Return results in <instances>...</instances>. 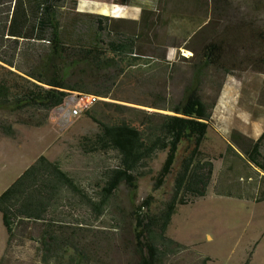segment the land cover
Masks as SVG:
<instances>
[{"label":"trees","instance_id":"trees-1","mask_svg":"<svg viewBox=\"0 0 264 264\" xmlns=\"http://www.w3.org/2000/svg\"><path fill=\"white\" fill-rule=\"evenodd\" d=\"M114 2L124 8L131 0ZM105 9V4L85 0H0V115L40 128L72 92L117 101L111 88L120 78L155 89L152 102L144 105L155 111L102 101L101 112L89 116L97 131L81 137L79 150L108 161L89 188L59 161L40 158L1 193L0 215L10 238L0 264H8L6 254L18 238L35 240L26 228L14 234L19 221L20 226L40 227L37 253L43 264H109L112 242L103 227L132 233L133 264H174L172 259L185 252L194 257L192 264H206V258L166 236L165 230L175 205L204 198L213 179L214 160L201 150L213 113L201 93L209 70L227 71L223 42H210L187 59L190 80L175 99L156 91L169 65L154 60L150 25L136 35L112 32ZM258 35L264 50V31ZM148 45L146 54L143 48ZM145 73L152 76L142 78ZM79 77L83 83L76 82ZM85 81L110 87L92 92ZM0 136H17L7 118L0 119ZM161 154L165 157L154 177L152 165ZM218 158L222 167L216 195L264 202V133L253 140L238 132ZM169 176V201L156 205L154 195L148 194L135 202L140 179L153 178L155 192ZM122 188L129 193L131 209L116 217L113 202Z\"/></svg>","mask_w":264,"mask_h":264},{"label":"rangeland","instance_id":"rangeland-1","mask_svg":"<svg viewBox=\"0 0 264 264\" xmlns=\"http://www.w3.org/2000/svg\"><path fill=\"white\" fill-rule=\"evenodd\" d=\"M91 1V0H85ZM95 2V1H91ZM105 2V3H101ZM105 4L112 32L126 30L136 35L146 24L150 25L155 43L154 60L169 65L165 80L156 88L163 94L181 97L191 76L187 59L210 42H223L224 64L222 70H209L201 93L203 101L211 108L212 116L201 144V150L214 161V175L206 196L194 203L178 206L171 214L165 235L189 247L194 253L206 258V264H264V202L238 200L215 194L214 186L225 152L238 132L255 140L264 133V50L258 33L264 31V0H131L128 7L116 6L114 0H98ZM201 5H197V4ZM108 6V7H107ZM124 16L115 18L114 14ZM149 45L143 48L146 54ZM152 76L150 73L143 77ZM76 82L83 83L82 78ZM92 92L110 87L102 81H85ZM155 89L129 79L120 80L111 88L113 97H98L95 107L78 118L71 119L66 105L50 111L47 123L40 128L18 125L16 118H7L17 132L14 139L0 136V195L16 179L23 176L40 158L57 160L62 168L89 188L91 178L106 162L104 156H85L79 150L81 137L92 135L97 125L89 117L101 112L102 101L116 102L146 111L152 102ZM78 92L69 94L66 102L73 101ZM185 146L179 151L182 158ZM165 155L161 154L152 165L153 176L160 170ZM109 158H112L110 155ZM153 178L139 180L135 202L153 194L156 205L167 202L172 195L173 176L153 192ZM130 196L122 188L113 202L112 214H127L131 209ZM118 206V209L116 208ZM26 228L35 240L18 238L6 254L8 264H43L37 250L40 227L16 225ZM109 231L112 247L109 264H133L130 231L101 228ZM6 233L0 215V251L7 245ZM174 264H192L194 257L185 252L177 256Z\"/></svg>","mask_w":264,"mask_h":264},{"label":"built area","instance_id":"built-area-1","mask_svg":"<svg viewBox=\"0 0 264 264\" xmlns=\"http://www.w3.org/2000/svg\"><path fill=\"white\" fill-rule=\"evenodd\" d=\"M98 99L99 98L94 95L77 93L72 102L65 101L63 105H66L69 117L73 120L91 111L95 107L97 101H99Z\"/></svg>","mask_w":264,"mask_h":264},{"label":"crops","instance_id":"crops-1","mask_svg":"<svg viewBox=\"0 0 264 264\" xmlns=\"http://www.w3.org/2000/svg\"><path fill=\"white\" fill-rule=\"evenodd\" d=\"M91 1H95L96 2L98 0H91ZM101 3H105V2H101ZM126 7H128V6H126ZM126 7H124V8H126ZM124 8H122V9H124ZM105 11L106 10L103 11V16L109 17V14L106 15ZM114 16H115V18H119L118 20H120V17L124 16V15H123V12L120 11V12L115 13ZM116 32H122V33H125V34L132 35V34H130V32H128L126 30H119V31H116ZM165 233H166V230H165ZM5 247H6V245H5ZM5 247L2 248V250L0 251V257H1V254H2L3 250L5 249Z\"/></svg>","mask_w":264,"mask_h":264}]
</instances>
